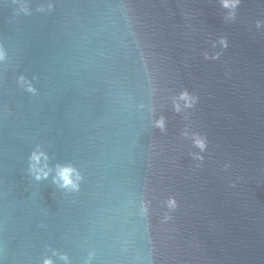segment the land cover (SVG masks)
Returning a JSON list of instances; mask_svg holds the SVG:
<instances>
[{
  "label": "water",
  "instance_id": "obj_1",
  "mask_svg": "<svg viewBox=\"0 0 264 264\" xmlns=\"http://www.w3.org/2000/svg\"><path fill=\"white\" fill-rule=\"evenodd\" d=\"M227 12L220 0H0V264H65L53 251L68 264L90 251L91 264H264V0ZM220 37L229 47L205 60ZM181 88L199 96L188 121L171 107ZM185 124L208 137L202 162ZM37 146L52 170L41 181ZM65 164L79 192L52 182ZM168 195L179 207L162 225Z\"/></svg>",
  "mask_w": 264,
  "mask_h": 264
},
{
  "label": "clouds",
  "instance_id": "obj_2",
  "mask_svg": "<svg viewBox=\"0 0 264 264\" xmlns=\"http://www.w3.org/2000/svg\"><path fill=\"white\" fill-rule=\"evenodd\" d=\"M242 0H220L221 7L227 9V19L234 20L236 18L237 9L241 5ZM54 5L52 3L42 4L38 6L37 11L46 13L50 12L53 9ZM19 11L24 14H29V9L26 5L21 4ZM262 23L261 21H257L256 26L260 28ZM220 45V51L213 53L211 56L207 52L204 53L205 60H219L221 57L223 50L229 47V41L226 37H220L218 41ZM216 47V42L213 43V48ZM5 59V50L2 46H0V61ZM227 74V73H226ZM20 81L22 84L26 85V91L32 94H36V89L32 86V84L25 80L23 76H21ZM159 89L153 84L151 88V95L153 98L156 97ZM199 102V96L193 92H190L187 88H181L175 95L171 96V107L172 111L176 114H182V118L185 121H188L189 113L185 110L194 109L195 106ZM141 108L144 105H140ZM164 105H159V111L157 105L154 103L150 109L152 119L151 125L153 129H158L161 133L166 134L168 131V120L167 117L162 114V109ZM180 135L184 138H191L192 145L195 148L199 149V152L189 153L192 156L194 161H203L205 159L203 153L208 151L209 141L208 137L205 133L199 131H189V125L185 124L183 130ZM47 160V155L45 152L41 151L39 146L35 150H33L29 156V171L34 176V179L37 181L46 180L52 171L47 168L45 164L43 167L40 166L41 160ZM196 168H200L201 164L196 163ZM84 180L83 175L80 173L79 169L75 168L71 164L65 165H57L55 169V175L52 178V182L56 184L59 188L66 190L70 193H76L80 191L81 182ZM235 186L234 184L232 185ZM161 216L160 222L161 224H167L173 220V213L179 207V203L177 198L174 195H168L166 198L161 199L159 201ZM154 211L152 207V199L148 198L147 192L144 194V197L141 200L140 205V214L145 217H150L152 212ZM54 256H58V258L68 264L69 257L64 253H57L53 251ZM94 253L89 252L88 258L85 261V264H91ZM42 264H54V261L51 257L45 255L42 258Z\"/></svg>",
  "mask_w": 264,
  "mask_h": 264
}]
</instances>
